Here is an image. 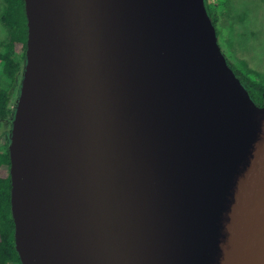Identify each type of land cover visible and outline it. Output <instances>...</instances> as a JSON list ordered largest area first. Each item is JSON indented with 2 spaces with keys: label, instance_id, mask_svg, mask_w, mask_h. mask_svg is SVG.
<instances>
[{
  "label": "water",
  "instance_id": "1",
  "mask_svg": "<svg viewBox=\"0 0 264 264\" xmlns=\"http://www.w3.org/2000/svg\"><path fill=\"white\" fill-rule=\"evenodd\" d=\"M9 134L22 264H264V104L205 0H24Z\"/></svg>",
  "mask_w": 264,
  "mask_h": 264
},
{
  "label": "trees",
  "instance_id": "2",
  "mask_svg": "<svg viewBox=\"0 0 264 264\" xmlns=\"http://www.w3.org/2000/svg\"><path fill=\"white\" fill-rule=\"evenodd\" d=\"M228 1V0H227ZM226 0H205L206 10L219 34L221 9ZM0 19L7 36L0 41V124L10 123L14 100L19 92L25 62L27 24L24 0H4ZM231 67V66H230ZM253 101L264 104V75L246 67L245 72L231 67ZM11 129V128H10ZM11 131V130H10ZM9 131L0 133V264H22L15 248V224L10 204ZM10 133V132H9Z\"/></svg>",
  "mask_w": 264,
  "mask_h": 264
},
{
  "label": "rangeland",
  "instance_id": "3",
  "mask_svg": "<svg viewBox=\"0 0 264 264\" xmlns=\"http://www.w3.org/2000/svg\"><path fill=\"white\" fill-rule=\"evenodd\" d=\"M3 6L4 0H0V15ZM218 30V43L231 67L244 72L248 67L264 75V0H226ZM6 36L0 19V41ZM10 128L11 122H2L0 133L10 132Z\"/></svg>",
  "mask_w": 264,
  "mask_h": 264
}]
</instances>
